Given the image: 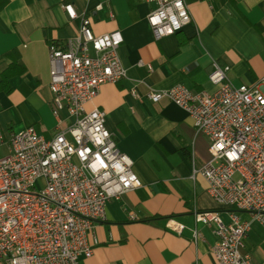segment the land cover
Listing matches in <instances>:
<instances>
[{"label": "crops", "instance_id": "0c3cea01", "mask_svg": "<svg viewBox=\"0 0 264 264\" xmlns=\"http://www.w3.org/2000/svg\"><path fill=\"white\" fill-rule=\"evenodd\" d=\"M65 4L73 6L76 19H68ZM187 7L191 23L159 40L147 23L154 6L134 0H10L0 13V82L11 65L6 53L17 51L24 68L8 80L9 91L0 89V156L7 154L11 135L26 128L46 138L56 132L49 44L64 49L78 36L82 17L90 19L94 35L119 31L123 38L117 55L126 78L102 85L86 108L106 113V127L132 160L142 187L106 204L105 220L93 230L99 244L81 264H215V225L194 220V212L203 211L228 220V209L216 205L205 180L194 174L209 159V142L196 135L183 110L167 101L151 104L144 95L178 84L211 93L213 63L229 66L228 79L236 86L263 78L264 0H187ZM60 120L61 128L69 123L66 112ZM239 216L252 222L243 253L264 264V224L250 213ZM169 218L184 225L180 235L166 227Z\"/></svg>", "mask_w": 264, "mask_h": 264}, {"label": "built area", "instance_id": "2783aa9c", "mask_svg": "<svg viewBox=\"0 0 264 264\" xmlns=\"http://www.w3.org/2000/svg\"><path fill=\"white\" fill-rule=\"evenodd\" d=\"M134 1L154 6L147 23L156 40L191 23L187 0ZM63 9L69 20L77 18L71 4ZM122 43L119 31L94 35L90 19L82 17L78 36L64 49L49 44L51 110L58 125L49 138L33 127L11 135L0 156V264H81L99 244L93 230L105 220L106 204L142 187L132 160L106 127V113L86 108L102 85L126 78L117 55ZM229 70L213 63L211 93L178 84L149 89L144 98L183 110L196 135L209 142V159L194 174L205 180L216 205L228 209V220L214 211L194 212V220L215 225V264H257L243 253L252 222L239 214L264 224V77L235 86ZM130 94L138 98L135 90ZM62 112L69 120L63 128ZM166 227L177 235L185 229L173 218Z\"/></svg>", "mask_w": 264, "mask_h": 264}, {"label": "trees", "instance_id": "16d2710c", "mask_svg": "<svg viewBox=\"0 0 264 264\" xmlns=\"http://www.w3.org/2000/svg\"><path fill=\"white\" fill-rule=\"evenodd\" d=\"M9 2L10 0H0V13L8 6ZM4 56L10 58L11 65L3 73H1L0 89L9 91L7 88L8 80L13 76L21 74L24 71V68L21 63L20 55L17 51H10Z\"/></svg>", "mask_w": 264, "mask_h": 264}, {"label": "rangeland", "instance_id": "374dc122", "mask_svg": "<svg viewBox=\"0 0 264 264\" xmlns=\"http://www.w3.org/2000/svg\"><path fill=\"white\" fill-rule=\"evenodd\" d=\"M256 83H258V81L257 82H255V83H253V84H256ZM236 86V85H235Z\"/></svg>", "mask_w": 264, "mask_h": 264}]
</instances>
